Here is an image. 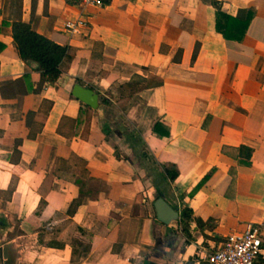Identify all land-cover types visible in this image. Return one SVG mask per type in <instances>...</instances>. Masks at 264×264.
Here are the masks:
<instances>
[{
    "label": "crops",
    "instance_id": "crops-1",
    "mask_svg": "<svg viewBox=\"0 0 264 264\" xmlns=\"http://www.w3.org/2000/svg\"><path fill=\"white\" fill-rule=\"evenodd\" d=\"M212 1L0 0V264H209L228 234L264 225V0H215L253 9L241 41L216 31ZM16 20L70 47L54 83L20 58ZM240 145L250 165L223 150Z\"/></svg>",
    "mask_w": 264,
    "mask_h": 264
},
{
    "label": "trees",
    "instance_id": "trees-1",
    "mask_svg": "<svg viewBox=\"0 0 264 264\" xmlns=\"http://www.w3.org/2000/svg\"><path fill=\"white\" fill-rule=\"evenodd\" d=\"M110 0H103L108 3ZM212 6L215 9V29L226 39L241 41L247 27L254 16L253 9L242 10L239 16H232L221 9V4L213 0ZM12 36L14 47L20 58L26 62H35L37 70L40 72L41 81L52 84L54 83L63 70V64L71 57L70 47L59 44L52 39L38 33L30 23L16 20L12 24ZM162 124L157 122L153 126L156 133H169L165 126L164 130L160 129ZM225 153L235 158L239 165H250L252 148L240 145L233 148H224ZM169 177L174 179L177 171H167ZM209 176L206 174L201 181ZM78 203V202H77ZM76 204V203H75ZM191 219V210L185 207L182 211L180 220L182 231L188 232V220Z\"/></svg>",
    "mask_w": 264,
    "mask_h": 264
},
{
    "label": "built area",
    "instance_id": "built-area-1",
    "mask_svg": "<svg viewBox=\"0 0 264 264\" xmlns=\"http://www.w3.org/2000/svg\"><path fill=\"white\" fill-rule=\"evenodd\" d=\"M81 7L88 5L102 6L103 0H80ZM86 26V20L66 21L65 29L78 32ZM263 224H248L244 231L228 234L219 246L206 254L209 264H257V258L263 243Z\"/></svg>",
    "mask_w": 264,
    "mask_h": 264
},
{
    "label": "water",
    "instance_id": "water-1",
    "mask_svg": "<svg viewBox=\"0 0 264 264\" xmlns=\"http://www.w3.org/2000/svg\"><path fill=\"white\" fill-rule=\"evenodd\" d=\"M72 93L93 108L97 107V94L88 88L78 84L73 87ZM154 208L157 219L165 224H175L178 222L179 213L176 208L169 205L162 197H157L154 201Z\"/></svg>",
    "mask_w": 264,
    "mask_h": 264
}]
</instances>
